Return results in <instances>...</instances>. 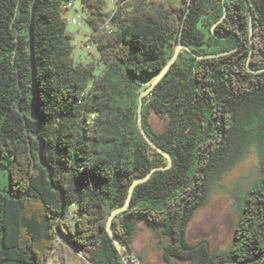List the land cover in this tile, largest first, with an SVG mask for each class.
Listing matches in <instances>:
<instances>
[{
	"label": "trees",
	"instance_id": "obj_1",
	"mask_svg": "<svg viewBox=\"0 0 264 264\" xmlns=\"http://www.w3.org/2000/svg\"><path fill=\"white\" fill-rule=\"evenodd\" d=\"M69 1L0 0V186L2 173L9 178L8 192L0 190V264H46L60 234L96 264H123L107 220L134 180L168 163L140 130L139 95L179 44L188 48L143 107L146 131L173 164L135 187L114 233L138 263L131 241L144 221L169 236L168 262L264 264V0H129L115 12L108 0H81L94 31L111 15L116 27L92 33L96 64L73 58ZM202 90L226 112L228 130L215 139L189 128L208 106ZM154 93L171 119L162 134L149 122ZM251 146L263 176L246 196L236 190L241 215L231 247L191 243L188 227L210 184Z\"/></svg>",
	"mask_w": 264,
	"mask_h": 264
},
{
	"label": "rangeland",
	"instance_id": "obj_2",
	"mask_svg": "<svg viewBox=\"0 0 264 264\" xmlns=\"http://www.w3.org/2000/svg\"><path fill=\"white\" fill-rule=\"evenodd\" d=\"M172 3L180 4L182 0H169ZM76 9L82 14L83 20L79 25H73L70 19L77 14L76 9H66L64 14L68 19L67 31L70 32L74 45L73 58L76 62L97 63L99 52L96 45L91 41L94 32L87 23L88 12L84 9L81 0H74ZM115 2L108 0L107 10L114 9ZM87 44H92L88 50ZM101 70L98 67L97 72ZM261 155L256 146H251L245 156L220 179H216L210 184L205 203L195 212L188 227V239L191 243L201 241L207 242L212 250L226 251L232 245L236 225L241 215L239 201L235 197L239 188V178L247 176L254 165L260 166ZM0 190L8 192L9 178L2 173ZM237 204L236 207L234 205ZM170 241L168 235L161 229L152 228L146 222L139 221L136 224L135 232L131 241L141 264H190L189 261L174 258L168 262L164 258L165 246ZM58 246L49 257L46 264H93L86 260L80 252L76 251L62 234L58 236ZM80 251L89 256L82 249ZM139 263V264H140Z\"/></svg>",
	"mask_w": 264,
	"mask_h": 264
},
{
	"label": "water",
	"instance_id": "obj_3",
	"mask_svg": "<svg viewBox=\"0 0 264 264\" xmlns=\"http://www.w3.org/2000/svg\"><path fill=\"white\" fill-rule=\"evenodd\" d=\"M248 11H249V19H250V35H251V51H250V56H252L253 54V23H252V10L250 5L248 4ZM226 14V10L224 13V16ZM224 16L221 18L223 19ZM215 26V25H214ZM234 36H236V34H232ZM184 48H188V46L179 44L174 51V54L172 55V57L170 58V60L168 61V63L164 66V68L160 71V73H158L156 75V77L153 79L152 83L145 89L143 90L140 95H139V127L140 130L143 134V136L145 137V139L151 144L152 147H154L156 150H158L160 153H162L168 160V163L165 166H158V167H154L153 169H151V171H149L144 177L138 178L136 180L133 181V183L131 184L129 191H128V196L127 199L125 201V203L114 209L107 220V230L109 232L110 237L112 238L114 244L116 245L117 249L119 250L122 258H123V264H139L138 262H136L135 260H133L132 258H130V256L127 254L123 244L120 242L119 238L116 236V234L114 233L113 230V220L114 218L122 213L125 212L131 202L132 196H133V192L134 189L137 185L146 182L148 179H150L151 175L159 170V169H169L172 164H173V159L172 156L169 152H167L165 149H163L161 146H159L149 135V133L146 131L145 127H144V123H143V107H144V97L147 96L148 94H150L152 92V90L155 88V86L168 74V72L170 71V69L172 68L173 64L178 60L180 52L184 49ZM226 52H222V53H218V54H206V55H202L200 56V58H209V57H216V56H220L225 54ZM263 69L260 70H251L253 72H261ZM263 176V170L261 169V166H257L254 165L251 168V172L249 175L247 176H242L239 178V182H238V186H239V192L241 193L242 196H246L248 194V192L250 190H252L260 181V179ZM237 204L234 205V207H236ZM73 247L75 248L76 251L80 252L81 255L84 256V258L88 261H90L93 264H96L95 262H93L88 256L84 255L80 249L73 245Z\"/></svg>",
	"mask_w": 264,
	"mask_h": 264
},
{
	"label": "flooded vegetation",
	"instance_id": "obj_4",
	"mask_svg": "<svg viewBox=\"0 0 264 264\" xmlns=\"http://www.w3.org/2000/svg\"><path fill=\"white\" fill-rule=\"evenodd\" d=\"M192 84L195 83H175L174 85L181 86L180 88L184 87H190ZM220 85V84H219ZM203 96L208 100V106H203L202 108H198L197 112L199 113L197 116H195V122L189 125V128L191 126H195L197 124V134L198 135H208L210 138L215 139L219 136L225 135L228 130V122H227V116L226 112L223 108H221L216 100H213L212 98H209V90H202ZM157 93H154L151 102L153 103L151 107V117L149 119L151 130L154 134H162L169 130L171 119L168 116H162L161 113L158 112V106H157ZM210 110L211 115L207 116L202 113L203 110ZM202 113V114H200ZM189 130V129H188ZM230 134L235 133V128L233 126L232 130L229 129ZM218 144V141L214 143V145ZM216 147H219V144L216 145ZM141 264V263H140Z\"/></svg>",
	"mask_w": 264,
	"mask_h": 264
},
{
	"label": "built area",
	"instance_id": "obj_5",
	"mask_svg": "<svg viewBox=\"0 0 264 264\" xmlns=\"http://www.w3.org/2000/svg\"><path fill=\"white\" fill-rule=\"evenodd\" d=\"M129 0H120L118 2H115V5H114V12L117 10V8L122 5L124 2H127ZM68 7L69 8H73V9H76V5H75V2L74 0H70L68 3H67ZM76 12L77 14H75L71 19H70V22L73 24V25H79L80 22L83 20V16L81 13H79V11L76 9ZM116 29L115 25L113 24L112 22V15L110 17H108L106 19L105 22H103L99 28L97 29V32H102V33H107V34H111L114 32V30ZM86 48L88 50H90L92 48V44H87ZM146 85V82L143 83V86Z\"/></svg>",
	"mask_w": 264,
	"mask_h": 264
}]
</instances>
